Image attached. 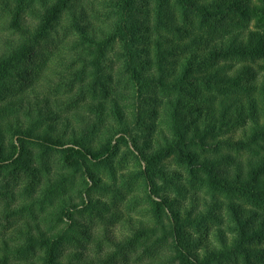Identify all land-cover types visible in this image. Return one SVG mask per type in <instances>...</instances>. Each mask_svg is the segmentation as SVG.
<instances>
[{"label":"trees","instance_id":"1","mask_svg":"<svg viewBox=\"0 0 264 264\" xmlns=\"http://www.w3.org/2000/svg\"><path fill=\"white\" fill-rule=\"evenodd\" d=\"M86 7L0 0L16 36L0 47V264H119L130 254L142 264H264V0H102L92 7L104 13L101 29ZM58 26L77 31L76 50L94 45L98 55L101 91L94 120L80 116L85 126L57 122L47 97L44 107L17 95ZM117 45L123 89L102 73L104 49ZM121 146L138 165L123 181L141 182L150 217L122 216L137 225L122 241L109 237L113 250L102 254L111 233L76 216L102 210L91 194L112 188L103 175L116 181Z\"/></svg>","mask_w":264,"mask_h":264},{"label":"rangeland","instance_id":"2","mask_svg":"<svg viewBox=\"0 0 264 264\" xmlns=\"http://www.w3.org/2000/svg\"><path fill=\"white\" fill-rule=\"evenodd\" d=\"M89 2V7H86V18L93 27L99 29L104 28L105 17L103 14H95L92 7L100 9V3L102 0H84ZM86 6V3H85ZM101 10V9H100ZM30 20H34V17H29ZM5 19V18H4ZM3 19H0V47L4 46L8 39L16 37L14 33L4 27L2 24ZM100 35V32H97ZM77 37L76 30H67L65 26H58V32L53 33L52 37L48 42L41 45L38 55L33 59L30 64V68L38 72V76H33L32 80L25 83L24 87L17 92L18 96L22 94L32 98V102L35 104L38 101L45 107V97L50 99L49 107L55 111V120L61 122L65 119H70V122L75 126H85V122L80 116H86L91 121L94 120V114L91 111V106L96 103V96L100 95L101 86L96 84L94 59H97L96 48L94 45L88 48L72 47V39ZM119 52V46L113 48L108 47L104 49L103 74L109 75L105 79H113L112 85L117 89H123V83H119L120 80L124 81L125 78L121 74V63L117 58ZM45 61L47 62L45 64ZM42 67L39 68V65ZM36 74V73H35ZM18 86V85H17ZM37 96V97H36ZM16 115L25 118V109L21 106L16 108ZM11 116V115H10ZM135 157H132L126 150V147L121 146L120 152L117 156L116 175L117 179H110L108 176L103 175L105 181L110 183L111 189L105 192L95 191L91 194V198L100 199L104 206L100 212H94L92 216L89 215H77L76 217L92 233H98L103 236L106 230L111 234L106 238H102L101 253L105 251L113 250V246L109 242V237H113L116 241H122L132 231V225H137V222L133 224L127 222L122 216L126 217L130 215L134 221L149 220L148 205L143 203L141 197H144L140 186L139 180L132 182L127 179L123 181V175L136 171L138 165L135 162ZM168 169L172 173L183 174L184 169L177 166L173 161L168 163ZM56 168L53 166V171ZM1 181V180H0ZM1 183V182H0ZM81 184L80 177L78 176L74 182L75 187ZM13 186H16L20 190L25 185V180L19 179L18 182H13ZM118 188L120 190H118ZM172 191V190H171ZM167 194L171 198L176 196V193ZM192 194L186 198H182L184 206L189 207L192 202ZM201 196L203 194H200ZM75 197H77L75 195ZM202 202L201 197H195ZM18 199V198H17ZM24 197L21 198V201ZM196 199V200H197ZM19 200V199H18ZM195 200V201H196ZM20 201V202H21ZM38 210V208H37ZM45 212L44 214H46ZM41 214H37L39 218ZM6 226V224H5ZM214 228V227H213ZM6 229V227H5ZM192 236L198 235L197 230H191ZM203 233L206 235L203 238H207L210 241L214 240L212 229H205ZM81 237V236H80ZM83 243H86L90 252H98V246L92 241L86 242L85 239L81 238ZM130 261L127 260L119 262V264H142V255L139 257L135 254H130Z\"/></svg>","mask_w":264,"mask_h":264}]
</instances>
